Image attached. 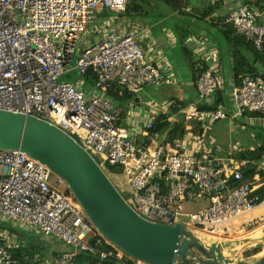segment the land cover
<instances>
[{"label": "built area", "instance_id": "2783aa9c", "mask_svg": "<svg viewBox=\"0 0 264 264\" xmlns=\"http://www.w3.org/2000/svg\"><path fill=\"white\" fill-rule=\"evenodd\" d=\"M127 5L128 0H0V111L48 122L93 158L99 156V165L114 169L110 174L116 187L147 221L182 224L194 234L231 235L241 217L262 206L256 194L260 178H245L252 163L238 157V143L221 147L209 142V132L222 120L237 128L247 114H264L263 72L234 87L229 107L213 108L223 90L215 69L200 76L196 99L188 103L164 102L145 115L132 103L118 106L109 97L111 86L134 97L173 80L162 52L144 46L148 28L126 17ZM95 14H105L99 25ZM115 14L123 16L124 24L112 18ZM225 24L257 51L264 50L263 14L253 3L231 10ZM198 40L191 44L203 50ZM75 59L79 75L94 72L93 86L85 80L61 81ZM136 113L144 117L135 118ZM165 116L170 123L183 121V141H167L168 133L159 141L157 125ZM198 198L210 200L211 207L186 212L185 204ZM1 222L67 249L50 259L36 255L26 264H146L97 230L64 179L22 152L0 149V264H20L14 253L22 239ZM257 226L264 229V217L239 231L250 234Z\"/></svg>", "mask_w": 264, "mask_h": 264}, {"label": "water", "instance_id": "95a60500", "mask_svg": "<svg viewBox=\"0 0 264 264\" xmlns=\"http://www.w3.org/2000/svg\"><path fill=\"white\" fill-rule=\"evenodd\" d=\"M0 149L22 152L45 164L65 180L103 236L146 264H264V255L243 261L253 250L264 252V230L242 242L222 244L203 241L182 224L168 226L142 218L99 163L48 122L0 111Z\"/></svg>", "mask_w": 264, "mask_h": 264}, {"label": "trees", "instance_id": "16d2710c", "mask_svg": "<svg viewBox=\"0 0 264 264\" xmlns=\"http://www.w3.org/2000/svg\"><path fill=\"white\" fill-rule=\"evenodd\" d=\"M187 3V0H128L127 5V12L126 17L129 18V20L136 21V20H142L147 21L148 18L151 17L152 11L149 9H146V6H155V9H158L157 12H159L157 17H161V19H164L166 17L165 13L161 10L160 7L163 6L168 11L172 12L175 16V19H171V27L172 31L174 32L175 36L178 39V47L183 50L184 56L187 60H189V69L190 73L192 75V82L197 88L196 84L200 76L208 70V66L206 65L205 61L196 60V55L194 50L191 48L193 44H189L192 39L197 38L201 36L203 31L200 27L201 21L204 20L205 17H208L211 12H203V13H192V12H186L185 11V4ZM179 16V17H178ZM201 17V18H200ZM224 22V21H223ZM224 34L230 43L233 45L232 55L236 59L240 57V63L239 66H236L234 69L235 72V79L238 83V86H241L242 79L247 76H255L261 72H263L264 77V50L262 52L257 51V49L250 43H247L244 38L238 36L236 34V31L233 29L231 25L224 23ZM215 44V43H213ZM221 48V47H220ZM219 48V50H220ZM247 49L252 56V59L254 61L252 62V59L246 58V56L243 54V49ZM223 49H221L222 51ZM97 80L96 75L94 72H89L85 76V81L88 85L93 86ZM221 92H224L222 90ZM109 97L114 100V102L117 105H124L128 100H131L133 96L124 93L123 95L119 94V89H117L116 86H111L109 89ZM229 102L225 100L223 95L218 94L215 100V104L213 108H219L222 106L229 107ZM259 118L264 117V114H252L249 113L247 116ZM185 124L183 121H179L178 123H170L167 121V117H162L160 123L157 125L158 131H160V134L162 137H166V133L169 135L167 136L166 140L170 142H177V141H183L185 139ZM207 137V136H206ZM209 137L215 138L213 132H209ZM207 139V138H206ZM216 140V138H215ZM217 144L221 147L227 148L228 145L221 144L219 141H217ZM257 152V151H256ZM259 153V152H257ZM238 157L240 159H246L251 161V165L248 168V173L245 175V178L248 180H253L255 175L257 174V169L263 164V158L262 154H257L254 156L252 152L249 151H243L238 153ZM255 165L256 168L253 170H250V167ZM112 167H106V172H113ZM260 176L264 179V171H259ZM108 174V173H107ZM109 175V174H108ZM256 194L261 197V200L264 201V186L259 189V191H256ZM22 239V238H21ZM27 238L24 237L22 239V243L20 244L19 248L14 253V258L20 262V264H26L25 262L28 260H31L36 255H39L42 259H46L49 257V252L46 254L42 253V250H39L38 248L34 247V245L29 242V240H26ZM44 254V255H43Z\"/></svg>", "mask_w": 264, "mask_h": 264}, {"label": "crops", "instance_id": "0c3cea01", "mask_svg": "<svg viewBox=\"0 0 264 264\" xmlns=\"http://www.w3.org/2000/svg\"><path fill=\"white\" fill-rule=\"evenodd\" d=\"M243 2L244 3H250V2L253 3L254 6L256 7V9L259 10L263 14V19H264V0H187V3L185 4V11L186 12H192V13H194V12L195 13H203V12H207V11L211 12V14L208 17H205L204 20L201 21V24H200L201 29L203 31H205L199 37V40L201 42H203V44H205V46L203 48V50H205V52H204L205 57H203V55H202L203 51H201V49L199 51V52H201L200 55H197V54H195V55H196L197 60L201 59L202 61L206 62L208 69H215L217 71V73H219V75L223 78V90H224V86H225V89H227L228 94L230 93V95H231V92L234 89V87L238 86V83L235 79L234 69L236 68V66H239L240 57H238V59H236L234 57V55H232L233 45L228 40H226L227 38L225 37V34H224L225 33L224 32V29H225L224 23H225L227 15L230 13V11L236 9ZM171 19L172 20L175 19L174 14L168 15L164 19L160 20V23L163 20H169L170 21L169 27H167L164 30V33H162V34H159V33L157 34L156 32L152 31L153 30L151 28L152 26L149 25L147 23V21H141L140 20L143 24V27L148 28L149 33H150L149 35L146 36L147 38H145V40H144V46L148 49V52L159 53V55H160V52H162L163 58H166L167 60H168V57H167L168 48L174 47V46L178 47L177 46L178 45V39L175 36L174 32L172 31ZM156 23H158V22H156ZM150 40L153 42V46H151L149 44ZM213 43H215V44H213ZM189 44L191 45V42ZM219 48H220V50H219ZM221 49H223V50L221 51ZM242 51H243V54H242L243 56L245 55L246 58H248L250 60L252 59L251 53L246 48L243 49ZM253 61H254V59H252V62ZM169 64H170V62H169ZM172 68H174L173 65L171 66V69ZM183 73L188 74V76H190V79L192 78V75L190 73V69L183 71ZM191 84H193V82H191ZM195 89H196V87H195ZM196 92L197 91L195 90V94L197 95ZM151 94L152 93H150L149 96ZM220 94L223 95L224 98H226L227 94L225 92H221ZM229 99H230V96H229ZM189 101H193V100L189 99ZM226 101L230 103V101H228V100H226ZM249 120H250V122H248V123H246V122L244 124L241 123V127H243V125L248 126L247 129H248V131H250L249 140L242 143V147H239V144H238V148L240 149V152H242V150L243 151L244 150L249 151V152H252L255 150L254 152H252V154L254 156H256L257 154H262L263 164L261 165V167H262V171H264V168H263L264 167V133L257 135L256 132L254 131L257 124L264 125V117H259V118L252 117V118H249ZM262 127H264V126H262ZM228 131H229V129H228ZM228 131H226V132L223 130L218 131L216 134H214L216 140H215V138H211L209 140V142H211V143L213 142L214 144L218 145L217 141H219L221 144L228 143L229 145H231V142L233 141V139H234V142H236L238 138L237 137L232 138V132H228ZM237 132H238V130H237ZM239 133L241 134V129H240V132H238V134ZM226 135H227V140L225 143L222 141V139L223 140L226 139ZM228 135H229V137H228ZM253 139L256 141L255 145L252 142V141H254ZM214 141H216V142H214ZM251 144H253V145H251ZM256 151L259 153H257ZM256 176H259V178H260V180L257 181L256 190L258 192L259 189L264 186V179L260 176V173L257 169V174L255 175L254 179L249 180V181L254 182L256 180L255 179ZM184 208L186 211V205ZM261 217H264V202H263L262 206L260 208H258L256 211L249 213L248 215H245L238 220V223L235 224V228L237 230L234 232L235 235H237L236 237H238L241 234V232L239 231V228H241L243 225H247L250 222L258 220ZM256 228L257 229H255L252 233H250L249 234L250 236H247L246 238L244 237L241 240L233 239V238H229V239H232V241L235 242L234 244H236V243L242 242L244 240L250 239V237L253 238L256 236L257 232L264 230L258 226ZM207 238H212V237L208 234ZM233 242H232V244H233ZM224 243H226V242H222V244H224ZM66 250L67 249L60 244V249L57 251H54V253H52V254L49 252L48 258L50 259L51 257L57 256Z\"/></svg>", "mask_w": 264, "mask_h": 264}, {"label": "rangeland", "instance_id": "374dc122", "mask_svg": "<svg viewBox=\"0 0 264 264\" xmlns=\"http://www.w3.org/2000/svg\"><path fill=\"white\" fill-rule=\"evenodd\" d=\"M155 8H156L155 6H146V9H149L153 13V14H151V17L147 19V23L152 26L151 27L153 29L152 31L156 32L157 34L158 33L162 34V33H164V30L167 27H169L170 21L169 20H163L160 23L161 17H157L159 12H157L158 9H155ZM159 9H160V11L162 10L166 16L173 15L172 12L168 11L163 6H161ZM104 16H105V14L102 16L97 15V14L94 15L96 25L100 24V22L104 19L103 18ZM113 16L114 17H112V18L117 23L124 24L123 23V16H120L118 14H115ZM156 22H158V23H156ZM97 34H98V30H96L94 32L93 37H95ZM85 37L86 38L88 37L89 40H92V38H93L89 34H86ZM195 40H198V39L195 38ZM198 41H196V42H198ZM191 48L194 50V52H196L198 54L201 53V52H199L200 46L198 45V43H195L194 46L192 45ZM201 51H203L202 55H203V57H205L204 56L205 50H201ZM167 57H168V60L171 64V66L172 65L174 66V68H172V70H171V74L173 75V76H171V78H173L171 83H169L165 86H161V87H152V86L147 87V88H145L143 93L139 94L138 96H134L131 100H128L124 104V106H128L130 103H132L135 105L136 110H141L145 115L147 110H149L150 107L156 106V105L164 103V102L178 101V102L188 103V102H190L189 99L190 100L196 99V94H195L196 89H195V86L193 84H191L192 78L190 79V76H188V74L183 73V71L189 69V66H188L189 60H187L186 57L184 56L183 50H181V48L175 47V46L169 47L168 52H167ZM75 65H76V59L74 60V62L72 64V68H73L72 72H69L65 76H63L61 78V81L75 82L76 83V80H85V78L83 76H81L77 73V71L75 70ZM88 87H89V85H88ZM224 92L227 94L225 100L230 101V103H228V105L230 106L232 101H231V99H229L230 93L228 94V91H227V89H225V86H224ZM150 93H152V94L149 96ZM144 115L137 116V113H136L134 115V117L142 119L144 117ZM249 118H251V117L248 115L246 120H245L246 123L250 122ZM122 125L125 127H128L127 123H122ZM262 126H264V125H262V124L256 125V128L254 129V131L256 132L257 135L264 133V130H263L264 127H262ZM232 128L233 127L231 126L229 120L227 119V120H222V121L217 122L215 124V126L213 127V130L211 132L216 134L220 130H223L226 132L229 129L228 132H232V138H235V137L238 138L236 142H234V139H233L231 144L238 143L239 147H242V143L249 140L250 131H248V129H247L248 126L243 125V127L239 126L236 128V126H235L233 129ZM240 129H241V134L240 133L238 134V132H240ZM237 130H238V132H237ZM228 137H229V135H228ZM163 139H164L163 137H160L159 141L161 142ZM226 140H227V135H226V139H224V140L222 139V141L226 143ZM214 142H216V141H214ZM252 142L254 145L256 144L255 140ZM253 144H251V145H253ZM226 145H229V144L226 143ZM254 151H252V152H254ZM94 158L98 163L101 164V160H100L99 156H95ZM107 173L109 174L108 176L111 178V180L114 182V184L118 185L117 179L112 177L109 172H107ZM123 195L125 197H127L125 193H123ZM185 205H186V211L188 213L192 214V213H197V212H200L202 210L210 208L211 202H210V200H208L206 198H201V199L198 198V199L194 200L193 202L186 203ZM182 221H183V223H188L187 218H183ZM1 227L5 228V229H11V231L15 232L22 239L24 237H26L27 238L26 240H29V242H31L34 245V247L38 248L39 250H42L41 251L42 253L46 252V254H47L48 252H50L52 254V253H54V251H57L60 249V243L59 242L49 240L48 238L41 236L40 234H38L34 231L21 232L19 230H14L13 226L11 224L4 223V222H1ZM240 232H241V234L238 237H236L237 235H235L234 232L231 233V235H226L225 237H220V236H215V235L209 234L212 238H207L208 233H203L204 235L202 234V232L196 233V234L199 236L198 238L202 239L203 241H208V242L213 241L215 243L226 242L224 244H232L233 241H232V239H229V238L241 240L244 237L246 238L247 236H250L249 234H246L241 230H240ZM233 243H235V242H233ZM227 253H229V251ZM263 253L264 252L262 250L261 251L260 250H255V251L253 250V252L251 254L245 255L243 261L260 259L262 257V255H264Z\"/></svg>", "mask_w": 264, "mask_h": 264}, {"label": "bare ground", "instance_id": "6f19581e", "mask_svg": "<svg viewBox=\"0 0 264 264\" xmlns=\"http://www.w3.org/2000/svg\"><path fill=\"white\" fill-rule=\"evenodd\" d=\"M257 229V228H256ZM258 233V232H257ZM195 235L197 236V237H199L196 233H195ZM245 236V235H244ZM234 244V243H233ZM262 257H263V255H262Z\"/></svg>", "mask_w": 264, "mask_h": 264}]
</instances>
